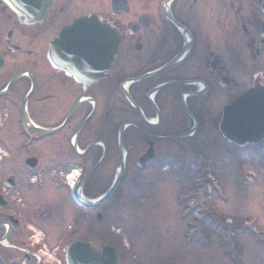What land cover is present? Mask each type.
<instances>
[{
	"label": "flooded vegetation",
	"instance_id": "af4514ba",
	"mask_svg": "<svg viewBox=\"0 0 264 264\" xmlns=\"http://www.w3.org/2000/svg\"><path fill=\"white\" fill-rule=\"evenodd\" d=\"M28 9L26 22L0 0V264H66L68 245L89 243L92 221L105 223L125 190L146 200L160 182L184 190L189 173L207 184L210 162L212 173L231 157H264V122L252 112L264 107V0H33ZM85 28L103 31L87 47L64 44ZM244 97L249 111L237 114ZM244 138L255 143H234Z\"/></svg>",
	"mask_w": 264,
	"mask_h": 264
},
{
	"label": "rangeland",
	"instance_id": "374dc122",
	"mask_svg": "<svg viewBox=\"0 0 264 264\" xmlns=\"http://www.w3.org/2000/svg\"><path fill=\"white\" fill-rule=\"evenodd\" d=\"M256 157H231L230 168L219 162L212 173L208 163L218 187L196 186L197 177L189 173L184 190L168 181L157 184L160 191L170 184L172 190L163 196L146 189L142 200L140 193L127 189L124 205L106 208V222L93 220L91 235L83 239L94 246L112 245L121 264H232L224 255L228 250L239 257L227 246L232 239L243 247L240 264H264V160ZM178 195L180 205L174 198ZM200 236L208 247L196 246Z\"/></svg>",
	"mask_w": 264,
	"mask_h": 264
},
{
	"label": "water",
	"instance_id": "95a60500",
	"mask_svg": "<svg viewBox=\"0 0 264 264\" xmlns=\"http://www.w3.org/2000/svg\"><path fill=\"white\" fill-rule=\"evenodd\" d=\"M33 0H26V9L23 11L22 5L19 7V2L18 0H10L11 7L15 12L22 13V15L25 16L27 22L28 20L31 19L32 13L29 11L28 7L32 4ZM40 11H38L35 15H40ZM34 16V15H33ZM96 22L94 19H81L78 20L77 23H93ZM247 101L243 100L242 102H239L235 106V110L239 111L240 107H242L244 104H246ZM246 109V108H245ZM264 109V108H263ZM262 107L258 108L256 110L257 113V118L260 121V124L264 122V111ZM258 113L260 115L258 116ZM230 125H229V118L226 115L225 118V132L230 133ZM110 192H108V195H110ZM102 202V201H101ZM66 263L67 264H119V256L115 249L112 246H103L100 250V252H97L94 248H92L88 244H83V243H74L71 244L68 247L67 254H66Z\"/></svg>",
	"mask_w": 264,
	"mask_h": 264
},
{
	"label": "snow or ice",
	"instance_id": "6c2138e0",
	"mask_svg": "<svg viewBox=\"0 0 264 264\" xmlns=\"http://www.w3.org/2000/svg\"><path fill=\"white\" fill-rule=\"evenodd\" d=\"M99 28H85L77 32H70L64 37V44L69 47H87L94 34L102 32Z\"/></svg>",
	"mask_w": 264,
	"mask_h": 264
}]
</instances>
